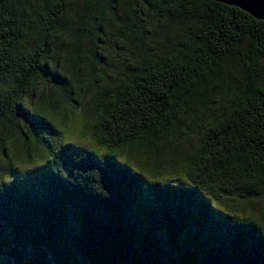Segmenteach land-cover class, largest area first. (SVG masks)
<instances>
[{"label": "trees", "instance_id": "1", "mask_svg": "<svg viewBox=\"0 0 264 264\" xmlns=\"http://www.w3.org/2000/svg\"><path fill=\"white\" fill-rule=\"evenodd\" d=\"M140 9L181 24L177 43L152 52ZM105 29L138 60L101 85ZM78 84L95 147L61 145L63 172L39 179L6 157L0 264H264V20L213 0H0L2 154L37 161Z\"/></svg>", "mask_w": 264, "mask_h": 264}, {"label": "rangeland", "instance_id": "2", "mask_svg": "<svg viewBox=\"0 0 264 264\" xmlns=\"http://www.w3.org/2000/svg\"><path fill=\"white\" fill-rule=\"evenodd\" d=\"M121 5H117L116 10L119 13V9ZM140 11V19L139 23L141 24L144 31L149 34H153L155 36H161L160 38H154L153 41L149 44L152 52L159 50H166L175 45L180 38V34L182 32L183 26L181 24H170L165 22H159L152 20L143 10ZM246 39L242 40V42L237 46L235 52L232 54L231 66L243 55V53L247 50ZM149 43V42H148ZM101 56H103V62L106 66L102 68L104 69V77L102 81H99V84L105 83H115V80L119 79L130 67L132 62L138 60L137 56L132 54L131 41L129 39H122L115 34L113 30L108 31L105 29L104 37L102 38V42L100 44ZM62 53L58 55V58L61 59ZM63 74L65 73V68L63 67ZM79 74L83 76L82 70L79 71ZM93 98V92L84 84H78L73 87V93L71 95L70 100L66 103H63L62 107H67L70 109V112L67 113L66 116H61L62 118L56 116L53 120L54 125L56 127V135L52 136L50 133L45 134L44 144L46 142L49 143L48 148L45 149L44 146L40 147L39 157L37 161L32 162V164L25 165L24 162L22 164L17 165L13 158L16 156L20 157V153L15 149H13V154H8L4 156L2 151L0 150V177L2 172V167L9 163V159L6 160V157L10 158V163L12 168L7 169V173L10 174L11 177L24 175L23 173L28 171L34 179H39V174L35 172L38 170L39 172H49V169L56 170V172H63V165L59 159L60 153H62L61 145L65 143H73L78 146H84L85 148H93L95 144L90 139V134L87 131H81L82 121L89 122L92 116L91 103ZM69 104L70 106H68ZM67 105V106H66ZM61 107V108H62ZM69 117H73L69 119ZM53 119V118H52ZM21 124V123H20ZM23 131L27 132L26 126L21 124ZM81 134V136H80ZM194 142V139H190L184 142V145H188L189 143ZM100 153H103V149H99ZM16 154V155H15ZM126 154L128 155L130 163L133 167L139 165L138 161L140 155L135 153L132 150H126ZM24 159V158H23ZM8 162V163H7ZM178 163V159L176 157L169 161L165 167H169L171 165L175 170H178L176 164ZM149 166H145L144 170L147 171ZM16 168V169H15ZM6 174H3L5 176ZM16 176V177H18ZM158 239L161 244V247H165V237L163 230H158Z\"/></svg>", "mask_w": 264, "mask_h": 264}, {"label": "water", "instance_id": "3", "mask_svg": "<svg viewBox=\"0 0 264 264\" xmlns=\"http://www.w3.org/2000/svg\"><path fill=\"white\" fill-rule=\"evenodd\" d=\"M222 4L235 6L253 18L264 20V0H213Z\"/></svg>", "mask_w": 264, "mask_h": 264}]
</instances>
